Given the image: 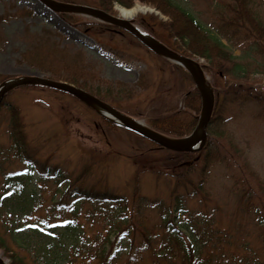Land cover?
Listing matches in <instances>:
<instances>
[{"label": "rangeland", "instance_id": "obj_1", "mask_svg": "<svg viewBox=\"0 0 264 264\" xmlns=\"http://www.w3.org/2000/svg\"><path fill=\"white\" fill-rule=\"evenodd\" d=\"M66 1L97 5V0ZM173 1L249 65L251 81L264 93V72L255 67L251 40L227 26L232 11L226 6L235 0ZM136 5L152 11L132 19L139 23L146 17L170 41L159 23L171 17L142 0L126 7ZM248 5L264 19V0ZM120 6L115 1L111 11L121 15ZM76 16L77 21H70L39 0H0V75L38 73L109 92L117 107L148 124L166 115L167 107L181 109L179 101L194 85L183 70L129 33ZM28 49L32 54L25 57ZM206 73L217 84L214 72ZM4 101L0 239L9 250L0 252L6 264H11V253L25 264H174L155 253L168 243L163 227L180 213L176 196L183 198L185 210L169 227L183 226L194 212L198 238L206 240L199 243L200 257L214 264H264V107L256 101L226 105L222 121L214 125L222 133H212L217 157L206 171L195 165L189 175L193 184L186 187L177 185L172 168L165 165L162 175L141 172L142 163L132 156L139 147L136 135L70 96L24 87ZM189 118L188 111L183 119ZM139 141L138 149L153 147ZM83 195H120L127 205L93 202ZM164 211L169 220H163ZM148 236L155 248L147 246ZM170 246L175 252L177 246ZM180 260L179 254L177 264Z\"/></svg>", "mask_w": 264, "mask_h": 264}, {"label": "trees", "instance_id": "obj_2", "mask_svg": "<svg viewBox=\"0 0 264 264\" xmlns=\"http://www.w3.org/2000/svg\"><path fill=\"white\" fill-rule=\"evenodd\" d=\"M115 1L128 7L132 6L135 2V0H97L96 3L105 10L111 11L113 10L112 7L114 6ZM142 1L145 4L156 7L158 10L162 11V13L168 14L171 17L169 22L161 21V23H159L161 31L166 32L168 34V40H171L166 41L162 32L154 31L155 29L151 27L149 23L150 21L147 20L146 17H143L140 20V24L148 29V31H150L155 37L167 43L175 50L187 55L198 54V56L205 58L206 63L204 64V68L207 72L213 71L216 75L217 84H215V82L213 84L217 96L216 108L208 127L210 137L201 150L195 152L171 151L136 134V137L138 138L136 143L139 147L133 152L132 156L134 157L135 163H142L143 168H141V172L150 171L151 173L162 175L164 174L162 165H165L172 168L171 175L177 178V185L179 187H186L188 183L193 184V180L189 178V175L194 172L195 165L200 163L201 170L205 169L206 171L207 167L214 160L213 157H217L215 150L217 144L212 133H222L218 132L217 129L214 130V125H217L222 121L226 105L242 104L254 100L264 107V93L262 89L256 87V84L251 81L252 73L249 69V65L244 62L241 63L232 52L222 45L219 36L206 29L194 16H192V14L183 9L173 0ZM249 2L250 0H235L233 4H227L226 8H229V10L232 11L230 15L231 19L228 20L227 26L229 25L234 30V33H244L243 37L247 40H251L252 45L250 48L254 49L253 53L255 54L253 57L256 64L258 62V65L255 67H257L258 71L261 69V71L264 72V19L261 18L255 8L248 5ZM62 15L70 21L73 19H76V21L78 20L77 16L73 14L66 13ZM151 17L153 20L157 19L155 16ZM196 43H200V48L195 47L197 46ZM31 54V50L28 49L25 52V57H27V55L31 56ZM180 70L182 71V69ZM184 72L188 75L186 71ZM7 77V75H0V82ZM95 93L104 100L111 103L116 102V97L112 96L113 94H110L109 92L105 94L100 93L98 90ZM3 103H5L4 99L0 103V107ZM188 111L190 112V118L187 120L183 119ZM165 112L167 113L166 115H160L149 119L153 128L170 136H183L189 133L196 124L198 113L200 112V95L198 91L194 88L187 91L183 98V110H178V107L174 105L166 108ZM262 113L264 114V111H262ZM140 139L146 140L148 143L152 144L153 147L148 150L138 149L142 147L139 141ZM85 196L83 195L84 198H86ZM87 197L89 198L86 199L92 200L93 202H113L123 208L127 205L126 198L120 195H105L103 197H98V195L90 197V195H87ZM175 198L177 206L176 213L180 212L179 215H181V211L185 210L183 198L181 196H176ZM252 203L253 201L251 199V204ZM161 215L162 218L164 217V221L165 219L168 220L165 211ZM261 217L264 218V214L261 215ZM176 218L177 215H174V219ZM117 219L119 222H125L122 216ZM163 228H165L164 241L168 243H165L164 250L166 251L161 248L160 252L155 253L157 256L156 258L169 256L170 261L177 264V256L180 254V264H214L208 259L199 256L203 250L201 244L206 243V240H204L202 236L198 238L199 229L197 228V225L194 224V212L189 214L186 223L183 224V226L170 228L168 223H166V226ZM146 239L147 246L153 248L154 246L152 247L150 245V237L148 236ZM174 244L177 246L175 252H173V249L170 246ZM194 245H196V247H194ZM0 248L9 250L1 239ZM10 257L12 260L11 264H25L18 260L13 253L10 254ZM155 263L157 264L158 262L155 261ZM223 264L229 263L224 262Z\"/></svg>", "mask_w": 264, "mask_h": 264}, {"label": "water", "instance_id": "obj_3", "mask_svg": "<svg viewBox=\"0 0 264 264\" xmlns=\"http://www.w3.org/2000/svg\"><path fill=\"white\" fill-rule=\"evenodd\" d=\"M48 6L50 9L56 12H69L89 15L97 18L98 20L108 22L120 26L121 28L129 31L140 39L145 45L151 48L156 53L167 57L180 65L184 66L191 74L196 88L201 95V114L199 116L198 123L193 132L185 137L172 138L158 131L146 126L137 119H134L120 110L116 109L112 105L106 103L95 95L88 91L70 84L66 81L55 80L41 75H24L7 79L0 83V100L2 97L10 91L12 88L23 84H41L47 85L53 88H57L66 92H69L89 106L93 107L106 117L123 124L124 126L135 130L143 136L153 140L154 142L176 151H191L202 147L207 138L206 127L211 118L214 104L215 94L212 86L207 81L204 71L200 64L193 58L177 53L164 43L160 42L150 34L143 32L138 26H136L131 20L124 17L115 16L100 8L77 4L71 2H63L59 0H39ZM0 264H4V259L0 256Z\"/></svg>", "mask_w": 264, "mask_h": 264}, {"label": "bare ground", "instance_id": "obj_4", "mask_svg": "<svg viewBox=\"0 0 264 264\" xmlns=\"http://www.w3.org/2000/svg\"><path fill=\"white\" fill-rule=\"evenodd\" d=\"M119 9H120L121 14L126 18H132L139 12L152 11V9L148 6H139V5H136L132 9H128V8L120 6Z\"/></svg>", "mask_w": 264, "mask_h": 264}]
</instances>
